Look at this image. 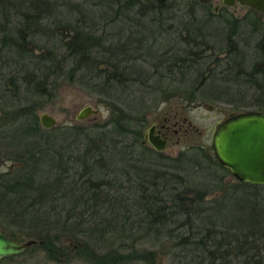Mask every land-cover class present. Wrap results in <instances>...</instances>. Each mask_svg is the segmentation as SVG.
Instances as JSON below:
<instances>
[{
  "label": "rangeland",
  "instance_id": "rangeland-1",
  "mask_svg": "<svg viewBox=\"0 0 264 264\" xmlns=\"http://www.w3.org/2000/svg\"><path fill=\"white\" fill-rule=\"evenodd\" d=\"M56 1V6L51 7L50 12L47 6L43 9L44 20L36 22V25H32L31 31L28 32L27 22H33V18H31L34 14L32 0H0V135L6 132L7 134L5 133L3 137L10 142L9 136L12 134L9 133L13 132V129L25 122L30 125V121L35 118L38 119L41 129L50 131L44 129L40 124V117L43 114H48L57 120V126L51 129L52 137L59 132L62 133L61 129L63 128H71L68 130L70 133L63 137L64 139L59 138L54 143L57 142L55 149L71 147L65 156L68 157L73 153L72 161L86 149H93L95 152L99 149H117L119 153L116 152L117 156H115L118 165L116 167H119L120 172L122 171L120 176L122 188L118 190V196L121 195L124 198L122 206H117L115 209L103 205L95 208V211L99 212L97 215L87 219L92 220V226H97L98 230L106 232L109 226L115 223V216L119 212L122 214L123 220H126L127 230L133 229V234L128 235L124 247L121 248L120 242H116L112 234L106 235L105 233L100 242L83 235L81 231L88 230L91 224L76 229L73 235L57 231L56 234L61 237L59 245L62 255L58 259L56 256L58 253H53L55 255L53 256L42 249L39 240L32 234L31 236H22L16 241L36 240L38 244L21 256H17L13 261L0 262V264H95L91 259L92 253L102 255L111 252L114 248H120L123 254L131 255L125 264H227V262L228 264H247V261L251 264H256V261L264 264V252L257 251L260 249H257L256 252L252 251L251 245L247 248L245 255L238 257L234 254L225 261L220 256L213 259L205 251H195L196 245L193 244L196 243L194 241H200L198 237L214 232L218 239H231V242H234L232 247H237L236 237L239 235L242 237L248 232L247 226L236 223L241 217L238 212L231 216L232 210L225 211V215L222 217L228 221V223H224L225 228L220 221L217 222L216 217L212 218L214 223L206 217L213 213V208L218 207V201H223L224 195L230 191L227 189L238 182L230 172L221 170L214 165L216 157L213 150V136L216 129L230 114L249 111L264 113V78L261 75L248 76L253 66L260 72H264L263 53H259L257 49L258 41L264 39V16L257 12L251 13L249 9L239 5L223 9L222 0L212 1L210 8L206 11L200 3L196 2L197 0H166V6L175 2L171 12L173 19L169 20L165 17L163 25L157 22L156 26L149 20V16L146 17L145 6H148L151 0H135L140 3L137 8L140 12L137 18L143 21L141 27H133L139 33L136 38L145 31L148 35L147 38L153 39L155 48L154 52L134 51L129 53L131 56H135L133 54L135 53L139 60L126 61L124 58L125 66L130 68L129 66L136 64V68L142 69L145 75L142 78L130 76L133 81L131 79L123 81L121 89L113 100L109 99L107 95L91 91L92 84L86 79L84 82H80L79 79L76 83L71 82L66 77L70 66L66 67L65 52L62 49L64 41L71 36L68 22L79 23L97 34L105 31L108 36L111 35L110 39L115 41L114 36L121 23L117 22L118 24L116 23L115 27H112L109 23L111 18L105 20L101 19L99 15H102L103 10L101 9L105 3L107 5L111 0ZM175 14L177 17H174ZM210 15L213 17L208 22ZM176 18L181 19L184 26L186 23L188 26H192V32L195 29L201 31L200 34L197 33L199 36L195 33L188 36L184 26L181 32L179 29L182 27L179 26L180 20ZM191 18H196V22L191 24L189 22ZM227 20L241 22L240 28L237 29L238 35L233 38L235 41L233 46L235 47L236 44L239 46L233 58L226 54L228 46L224 42L225 29L229 28ZM255 23L258 30L252 27ZM159 27L160 31H158ZM24 29L35 37L34 45L31 39L30 41L23 38L26 35ZM128 29L126 32L129 31ZM14 39L23 41V47H18L17 52L10 51L11 48L13 50ZM187 39L190 41L205 39L215 49L211 46L208 47L206 43L199 48L197 58H199L200 66L193 68L190 76L188 75L185 80L186 83L182 86L178 84L184 79L183 75L185 74L183 73H174L175 81H171L169 77L161 79L160 76L162 74L168 76L170 70L161 66L160 59L166 57L167 54L171 57L170 49L173 51L186 50ZM238 40L240 41L238 42ZM134 47L137 45L135 44ZM50 50H55L53 56V58L55 57V61H53L55 68L52 75L47 76L48 70L45 67L51 65V61L49 62L47 59L51 57ZM105 57L98 59L100 62L115 60V57H111L110 54H105ZM68 63L70 64L69 61ZM145 77H152V79L146 80ZM161 80H163V84ZM38 84L39 90L37 89ZM140 102L145 105L143 115L146 124L142 137L139 141L137 140V143L133 142L136 144L133 148H129L127 144L132 142L130 135L116 134L109 123L112 117L111 108L119 106L130 113L129 108ZM88 106L99 110V115L78 122L77 115ZM172 116H178V120L181 122L186 119V128H189V124H191L192 130L185 140L176 143L174 138L166 151L157 152L159 155L153 153L154 149L151 146L141 145L146 130L151 124L163 122L166 117ZM55 129L58 130L54 132ZM53 133L55 134L53 135ZM15 135L13 133V136ZM15 144L10 142L6 145L3 142L0 145V174L14 172L18 169L17 167L21 166L16 159L14 160L16 151L17 154H21L20 149H15ZM112 151L91 160L89 164L95 163L96 165H94L102 173H105L108 171L110 157L112 158L115 153ZM126 153H128V157H124ZM9 155L14 157L10 159ZM66 161L65 159L64 162ZM72 161L70 165L73 164ZM76 165L66 175L69 178L67 181L82 184L90 177V169L82 163ZM137 171H142L141 177L144 180L159 176L162 180L158 182L167 184V190L162 193L166 195H158L162 197L156 200L159 206L169 208L168 214L176 211L174 203L177 204V201L170 200L169 194L177 199L180 196L179 200L185 198L183 209L186 213L191 211V217L183 215L179 218V222H175L177 221L175 219L167 225L175 231V235L183 236L182 234L201 232L199 236L190 240L187 247L178 246L180 238L178 236L170 237L166 231L161 234L154 228V231H150V235H146L145 230L141 232L143 229H140L141 227L147 229L144 226L146 223L155 225L158 220L154 216L149 217L150 215L146 212L148 200L145 197V192L141 190L140 181L136 179ZM145 174L146 176H144ZM176 174L180 176L179 179L175 178ZM158 191L162 190L152 189V196L154 197ZM260 191L264 195V189ZM239 197L241 201L247 199L243 194ZM190 198L197 203L196 208L194 202L189 203ZM199 200L202 202H197ZM232 200L235 199L232 198ZM198 211L201 212V218L199 214L196 215ZM183 223L185 225H182ZM212 225H216V227ZM14 229L19 230V227L16 226ZM210 230L211 232H209ZM97 234L101 235V232ZM147 253L153 254L151 260L143 258V255ZM256 255H260V258H257ZM254 258L256 261H253Z\"/></svg>",
  "mask_w": 264,
  "mask_h": 264
},
{
  "label": "trees",
  "instance_id": "trees-1",
  "mask_svg": "<svg viewBox=\"0 0 264 264\" xmlns=\"http://www.w3.org/2000/svg\"><path fill=\"white\" fill-rule=\"evenodd\" d=\"M134 1L135 0H111L107 5L105 3L101 9L103 11L102 15L99 14L100 18L105 20L111 18L109 21L110 26L115 27L117 22L121 23L117 30L118 32L114 36L115 41L110 39L111 35L109 34L108 36L105 31L97 34L91 29H86L79 23L72 24L71 22H68L71 29V36L64 41L62 49L65 52L64 59L66 67L70 66L66 77H68L71 82L76 83L78 82V79L80 82H84L86 79L92 84L91 91L107 95L109 99L114 100L115 95L119 92V89H121L120 87H122L121 83H123V81L130 80L132 78L130 76L142 78L143 75H145L142 69L136 68V64L131 65L129 66L130 68H128V66H125L123 63L124 58H126V61H135L139 58L136 57L135 53H133L135 56L129 55L131 52H154L153 49L155 48L153 39H148V35H146L145 31L136 38L139 33L135 31L133 27H141L143 21L137 18L140 13L139 9H137L139 8L138 4L140 5V3ZM165 1L166 0H151L148 6H145L146 17L149 16V20L153 25H156L157 22L160 25H163L165 17L169 18V20L173 19V13L171 12L175 2L166 6ZM212 1L214 0H197L196 2L198 4L200 3V5L203 6L204 11H206L210 8ZM32 2L34 14L31 18H33V22H27L28 27H26V29L28 28V32L31 31L30 29L32 28V25H36V22L44 20V14L42 11L46 6L50 12L51 7L56 6L57 4L56 0H32ZM140 9L143 10L142 7H140ZM223 9L226 8L223 7ZM249 11L251 13L255 12L252 10ZM174 17H177V15L175 14ZM212 17L213 16L211 15L210 17L208 16V22L211 21ZM141 18L143 19L145 17ZM176 19L180 20L179 26H182L179 29H183V21L178 18ZM189 22L191 24L195 23L196 18H191ZM227 22L229 28L225 29L224 33L226 34V38L224 42L228 46L226 54L230 58H233L237 53L236 51L239 49L237 44L235 47L233 46V43L235 42L233 38L238 35L237 29L240 28L241 22L237 20H227ZM125 27L129 28L128 32H126L127 28ZM252 27L258 30L256 23L253 24ZM184 28L188 32V36H192L193 33L196 35L197 33H201V31H198L197 29L192 32V26H188L187 23ZM26 29H24L26 35L23 38L27 40L31 39L32 44L34 45L36 39L31 32H26ZM158 31H160V27ZM155 33L156 31L154 34ZM151 35H153V33H151ZM23 38L22 40H24ZM155 40L157 41V37ZM186 41L188 44L186 50L183 51L178 49L177 51H173V49H170L169 54L171 53V57L167 54L166 57L160 59L159 62L161 66L167 67L170 70L168 76L162 74L160 76L161 79L169 77L171 81H175L173 79V74L183 73L185 74L183 75L184 79L178 84L182 86L186 83L185 80H187L188 75L192 72L193 68L200 66L197 52L203 44H208L209 42L205 41V39H202V41H198L197 39L190 41L187 39ZM239 41L240 40H238V42ZM135 44L137 47L133 48ZM209 46L215 49L212 45L208 44V47ZM18 47H23V41H16L14 39L13 50L11 48L10 51L17 52ZM257 49L259 53H263L262 58L264 60V39L258 41ZM54 51L55 50H50L49 53L51 57L47 58L49 62H52H50L51 65L45 67L46 70H48L47 76L52 75L55 68L53 62L55 61V57L53 58L55 55ZM105 54H110L111 57L114 56L115 60L100 62L98 58H106ZM258 75H261L264 78V72H260L255 66H253L251 73L248 76L256 77ZM145 79L150 80L152 77H145ZM131 81L133 80L131 79ZM161 83L163 84V80H161ZM38 88L39 84L37 85V89ZM129 110L131 111L130 113L126 112L119 106H117V108L112 107V117L109 123L112 125L116 134L122 136L130 135L132 142L127 145L129 148H133L134 145H136L133 142L137 143L143 135V128L146 124L143 115L145 105L140 102L139 104L131 106ZM57 130L58 129H55L54 132ZM61 130L62 133L59 132L57 135H54L55 133H53L54 136L52 137L50 134L52 131H44L41 129L38 119L35 118L30 121V125H28V122H25L16 127V129H13V132L9 133L12 134L9 136L11 140L10 142L16 143L15 149L21 150V154H17L16 151L15 157L13 156L14 160L16 159L21 166L17 167L18 169L14 172L11 171L5 175L0 174V229L7 237L14 241L19 237L31 236L32 234L39 240L42 249L48 251L53 256H55L53 253H58V255H56L57 259L62 256L61 247L59 245L61 237L56 234L57 231L73 235V232L76 231V229L84 228V226L89 224L91 225H89L90 228L88 230L81 231L83 232V235L100 242L103 239L102 237L105 236V233L106 235L112 234L114 240L120 242L121 248L124 247L128 235L133 234V229L127 230V224H125L126 220H123L121 213L117 212L114 219L115 223L110 225V230L108 229L109 231L107 230L106 232L104 230H98L97 226H92V220L87 219L97 215L99 212L98 210L95 211V208L102 207L103 205L115 209L117 206H122L124 198H122L121 195L118 196V190L122 188L120 183L122 171L120 172L118 170L119 167H116L118 165L115 159V156H117L116 154L119 153L118 150L99 149L95 152L93 149H86L85 152H80L79 157L72 161L73 157L71 155L73 153L68 157L65 156L67 150H70L71 147L66 146L68 149H65L64 147L61 149H55L57 148V142H54L58 141L59 138L61 139L64 136H67V134L70 133L68 130H71V128H63ZM3 133L5 134L6 132ZM13 133H15L17 137L16 135L13 136ZM4 134L0 135V145H2L3 142H5L6 145L10 144L8 140L4 139ZM111 150L115 153L112 158L110 157L108 171L105 173H102L101 170L95 166V163V165L89 164L91 160L93 161L94 159H97V157H102L105 153L109 151L111 152ZM153 153L159 155L155 150H153ZM128 156V153L124 155V157ZM9 157L10 159L13 158L11 155H9ZM65 159L67 160L66 162H64ZM134 160L136 161L135 158ZM71 161L74 165H70ZM214 161V165L218 166L219 169L230 172L222 167L216 158H214ZM78 163H82L85 167H88L90 169L89 174H91L82 184L67 181L69 178L66 177V175L72 171V168H75L74 166H77L76 164ZM142 175V171H137L138 177H136V179L137 181H140L142 187L141 190L145 192V197L148 200L146 212L150 215L149 217L154 216L158 221L155 225H153V223H146L144 226H146L147 229L141 227L140 229L143 228L141 232H144L145 230V234L150 235V231H154V228H156V231L161 234L166 231L170 237L173 236V238H175V236H178L180 238L178 246L187 247L190 240L197 235L199 236L201 232L182 234L183 236H180L179 234L175 235V231L167 225L170 221L175 219L177 220L175 222H179V218L183 215L191 217V211L186 213L183 209L185 198L179 200L181 198L180 196H178L179 199H177V197H173L169 194L168 196L170 200L177 201V204L174 203L176 205V211L168 214L169 208L166 206H159L156 200L157 198L162 197L158 195H166L162 193L167 190V184L159 183L158 181L162 180L159 176L144 180L141 177ZM144 176H146V174ZM175 178L179 179L180 176L176 174ZM154 188H158L162 191H158L153 197L151 190ZM230 188L227 189L228 191L230 190L229 193H226L227 195L225 194L226 196L224 195L222 198L223 201H218V207L213 208V213L206 218L214 223L212 218L216 217L218 219L217 222L220 221L225 228V224L228 223V221L224 220L222 217L225 215L226 210H232L231 216L237 212L241 216L236 223L247 226L248 232L243 234L242 237L240 235L236 237L235 242L238 243L236 245L237 247H232L234 242H231V239H218V236H216L214 232L208 233L209 235H202L203 238L198 237L200 240L198 242L193 240L196 243L192 242L196 245L195 251H205V253H208L211 258L217 259V256H220L224 258L225 261L234 254L238 257L245 255L247 253L246 250H248L247 248L250 247V245L253 247L252 251L256 252L257 249H260L257 251L264 252V195L260 193V190L264 189V187L237 182L235 185H231ZM115 190H117V192L114 193ZM149 192H151V194H149ZM147 194L149 195L148 197ZM242 194L246 196V201H241L239 196ZM232 198L235 200L233 201ZM197 202L202 201L199 200ZM189 203H193L195 204V208L197 207V203L191 198ZM236 209L238 210L236 211ZM200 213L201 212L198 211L196 215L199 214L201 218ZM182 225L185 224L183 223ZM16 226L19 227V230L14 229ZM212 226L216 227V225ZM98 232H101V235L97 234ZM209 232H211V230ZM249 241L251 242L250 244ZM130 256L131 255L123 254L120 248H114L111 252L102 255L92 253L91 259L95 264H125L130 259ZM152 256L153 254L147 253L143 255V258L145 260H151ZM256 256L257 258H260V255ZM15 258L16 257H10L4 259L1 263L5 261H13ZM253 261H256L255 258ZM247 264L251 263L247 261ZM256 264H260L259 261H256Z\"/></svg>",
  "mask_w": 264,
  "mask_h": 264
},
{
  "label": "water",
  "instance_id": "water-1",
  "mask_svg": "<svg viewBox=\"0 0 264 264\" xmlns=\"http://www.w3.org/2000/svg\"><path fill=\"white\" fill-rule=\"evenodd\" d=\"M222 5L233 8L236 5L255 11L264 16V0H222ZM99 115L92 106L82 109L76 117L78 122ZM40 124L46 130L57 126V120L48 114L40 117ZM149 144L157 151H166V142L148 136ZM213 149L217 161L229 170L242 184L264 186V113L249 111L231 115L216 129ZM36 240L17 242L7 237L0 229V262L17 257L37 245Z\"/></svg>",
  "mask_w": 264,
  "mask_h": 264
},
{
  "label": "flooded vegetation",
  "instance_id": "flooded-vegetation-1",
  "mask_svg": "<svg viewBox=\"0 0 264 264\" xmlns=\"http://www.w3.org/2000/svg\"><path fill=\"white\" fill-rule=\"evenodd\" d=\"M222 7H225V6L222 5ZM238 114H241V113H238ZM238 114H234V115H238ZM231 115L233 114H230L229 117H231ZM185 126H186V119H184L181 122L180 120H178V116L166 117L163 122L151 124V126L146 130V134L144 136V140L141 142V145L151 146L148 142V136L150 135L152 131V135L154 137H159L161 140L166 142V150H167L168 147H170V145L172 144L174 138L176 139V143H181L182 140L186 139V137L189 135V133L192 130L191 129L192 126L191 124H189V128H186ZM253 186H259V185H253ZM261 187H264V186H261Z\"/></svg>",
  "mask_w": 264,
  "mask_h": 264
}]
</instances>
